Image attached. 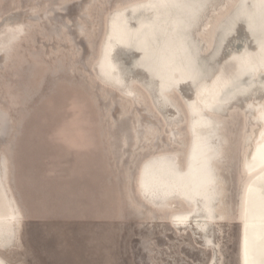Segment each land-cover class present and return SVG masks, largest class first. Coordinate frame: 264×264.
<instances>
[{
	"label": "rangeland",
	"instance_id": "rangeland-1",
	"mask_svg": "<svg viewBox=\"0 0 264 264\" xmlns=\"http://www.w3.org/2000/svg\"><path fill=\"white\" fill-rule=\"evenodd\" d=\"M126 1L134 0H0L1 25L31 27L9 59L0 54V151L12 158L25 212L23 250L5 254L10 264H238V142L226 177L232 220L212 225L209 244L196 230L171 227L137 194L138 166L152 154L179 149L166 129L185 132L186 118L172 105L162 106L156 92L149 94L141 70L135 69L123 87L138 83L170 127L161 116L152 119L139 104L123 101L97 76L108 19ZM227 8L226 0H217L206 18L216 22ZM237 31L246 38L244 26ZM233 36L215 72L237 50ZM138 57L136 51L117 54L125 67ZM180 94L192 99L187 84ZM146 127L161 131L159 144L138 142Z\"/></svg>",
	"mask_w": 264,
	"mask_h": 264
},
{
	"label": "bare ground",
	"instance_id": "bare-ground-1",
	"mask_svg": "<svg viewBox=\"0 0 264 264\" xmlns=\"http://www.w3.org/2000/svg\"><path fill=\"white\" fill-rule=\"evenodd\" d=\"M216 2L134 0L120 4L107 22L97 76L105 87L121 93L123 101L139 104L152 119L161 116L164 127H170L154 98L149 101L138 83L123 87L135 69L141 70L147 74L149 94L156 92L162 106L172 105L185 116V132L166 129L168 139L177 141L179 149L158 157L152 154L142 162L137 168L136 191L171 227L181 232L196 230L208 244L212 225L232 220L226 177L238 142L235 149L242 158V192L236 209L238 264H245L249 253L251 264H264V99L258 98L264 94V0H226L229 8L219 13L216 22H209L206 12ZM240 25L245 39L239 37ZM30 28L0 24V54L9 59ZM233 34L237 50L215 72ZM119 51L127 56L136 51L139 57L125 67L117 59ZM183 84L190 86L192 99H181ZM6 130L2 125V134ZM142 130L146 133L136 136L138 142L150 147L162 140L155 127ZM236 132H240L238 138ZM11 160L0 151V264H10L5 254L23 250L25 212L14 186Z\"/></svg>",
	"mask_w": 264,
	"mask_h": 264
},
{
	"label": "water",
	"instance_id": "water-1",
	"mask_svg": "<svg viewBox=\"0 0 264 264\" xmlns=\"http://www.w3.org/2000/svg\"><path fill=\"white\" fill-rule=\"evenodd\" d=\"M245 247H247V250L248 251H250L251 249H252V247H251V243L249 242V240H246V242H245ZM247 262H248V264H251V261H252V258H251V254L249 253V254H247ZM245 260H246V258H245ZM246 261H245V264L247 263Z\"/></svg>",
	"mask_w": 264,
	"mask_h": 264
},
{
	"label": "crops",
	"instance_id": "crops-1",
	"mask_svg": "<svg viewBox=\"0 0 264 264\" xmlns=\"http://www.w3.org/2000/svg\"><path fill=\"white\" fill-rule=\"evenodd\" d=\"M88 240V239H87ZM18 251V250H17ZM20 252V251H19Z\"/></svg>",
	"mask_w": 264,
	"mask_h": 264
}]
</instances>
